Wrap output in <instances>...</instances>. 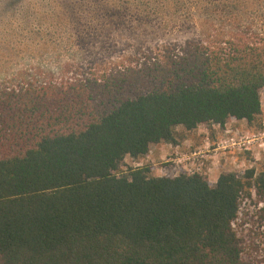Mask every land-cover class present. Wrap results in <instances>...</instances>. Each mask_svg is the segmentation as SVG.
Here are the masks:
<instances>
[{
	"label": "trees",
	"instance_id": "obj_1",
	"mask_svg": "<svg viewBox=\"0 0 264 264\" xmlns=\"http://www.w3.org/2000/svg\"><path fill=\"white\" fill-rule=\"evenodd\" d=\"M159 53L101 83L0 88V264H262L243 257L239 231L252 195L264 227V170L223 172L213 186L147 166L117 173L126 157L175 145L177 128L251 127L264 34Z\"/></svg>",
	"mask_w": 264,
	"mask_h": 264
},
{
	"label": "rangeland",
	"instance_id": "obj_2",
	"mask_svg": "<svg viewBox=\"0 0 264 264\" xmlns=\"http://www.w3.org/2000/svg\"><path fill=\"white\" fill-rule=\"evenodd\" d=\"M236 32L264 34V0H0V88L67 77L101 83L134 67L144 55L157 57L161 48ZM260 101L256 122L251 127L228 123L233 131L264 133V88ZM223 135L213 126L190 133L177 128L174 151L159 154L150 147L143 158L126 157L117 174L147 166L154 177L197 173L214 183L223 172L264 170L262 151L254 159L250 152L218 149ZM252 233L239 231L243 257L249 253L259 260Z\"/></svg>",
	"mask_w": 264,
	"mask_h": 264
},
{
	"label": "built area",
	"instance_id": "obj_3",
	"mask_svg": "<svg viewBox=\"0 0 264 264\" xmlns=\"http://www.w3.org/2000/svg\"><path fill=\"white\" fill-rule=\"evenodd\" d=\"M215 126L220 129H223L224 134L223 138L218 143V149L223 151L234 150L237 152H250L254 159L259 155V152H264V133L250 134L248 132H235L232 130L229 124H225L222 127L218 125ZM192 156L197 157L198 154L194 153ZM219 168L220 166L218 167L217 164L214 167L215 170ZM242 173L243 172L239 174ZM258 208L259 206L256 205L252 195V202L242 205L240 215L242 217V221H245L242 231L247 234V230L250 228L252 229L253 233L252 238L250 239L252 240L254 248H256L255 256H257V258L262 261V264H264V239L262 236L264 227H260L258 224Z\"/></svg>",
	"mask_w": 264,
	"mask_h": 264
},
{
	"label": "crops",
	"instance_id": "obj_4",
	"mask_svg": "<svg viewBox=\"0 0 264 264\" xmlns=\"http://www.w3.org/2000/svg\"><path fill=\"white\" fill-rule=\"evenodd\" d=\"M232 124V123H231ZM231 124H229V126H232ZM214 128L216 127L215 125H212ZM150 147H154L153 148V151L155 153H159L161 154L160 150L162 151V153H170L171 151H174L176 149L177 146H171L170 144L169 145H166V144H156V145H151ZM174 149V150H173ZM216 182V181H215ZM214 183H210L212 185L215 184Z\"/></svg>",
	"mask_w": 264,
	"mask_h": 264
}]
</instances>
